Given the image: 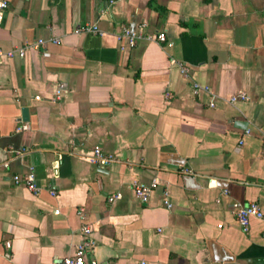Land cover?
Masks as SVG:
<instances>
[{"label":"crops","instance_id":"obj_1","mask_svg":"<svg viewBox=\"0 0 264 264\" xmlns=\"http://www.w3.org/2000/svg\"><path fill=\"white\" fill-rule=\"evenodd\" d=\"M7 1L0 48L45 43L0 61V264L71 255L86 223L100 264H264V221L236 215L264 211V0ZM124 25L168 41L122 49Z\"/></svg>","mask_w":264,"mask_h":264},{"label":"built area","instance_id":"obj_2","mask_svg":"<svg viewBox=\"0 0 264 264\" xmlns=\"http://www.w3.org/2000/svg\"><path fill=\"white\" fill-rule=\"evenodd\" d=\"M8 7H9V3L7 0H0V24H2L4 20L5 12ZM76 31L92 32L98 34L104 33V31L99 27V25L96 22L87 23L83 26H79L76 29ZM118 37L122 41L121 44L122 49H126L127 46L130 47L134 46L139 39H148V40L157 41L159 43H165L168 41V37L165 31H160L156 33H146L143 30V27L139 28L138 30H135V29H131L126 25L122 27V30L118 34ZM52 41L57 42L58 39L55 38L52 39ZM44 43H45L44 39H38L35 43H26L25 45L15 46L8 50H3L0 48V61H2L5 58H12L15 56L24 57L27 53L28 48L38 47L39 45H44ZM180 66L182 71L187 75L189 71V67L184 63H180ZM201 87H204L206 90H209L208 86H202L199 85L198 83H195V91H198V89ZM60 93L61 90L59 89L57 91L56 98L59 97ZM37 98H40V96H37ZM247 99H249V95L246 92L241 91L233 95L230 98V101L236 102L238 100H247ZM213 104L214 103L212 102L211 105ZM26 127L27 125L24 124L21 125L18 129L22 130ZM9 151H15V149L13 147H10ZM262 155L264 156V151ZM114 158L115 155L105 152L101 146H95L93 150L89 152V154L87 155V159L92 163H96V164H107L110 163ZM184 170L189 171V169L187 168ZM13 181L15 184H21V183L25 184L31 191H33L34 194H38L41 190V185L37 181L33 167H30V169L24 174H20V173L14 174ZM157 183H158L157 179H153L149 183L138 180L133 182L132 189L136 197L140 201L147 202L151 196L153 188L157 185ZM50 192L52 195L57 194V190L54 188H51ZM120 197H121L120 193H114L108 197V200L113 202ZM166 204L168 207L171 206V202L169 200H166ZM55 212L58 213L59 211L56 210ZM79 215L82 216L83 218L85 217L83 207L79 209ZM236 215L245 231L249 230L250 220L252 217H256L264 221V211L261 209L260 205L256 202L240 204L237 207ZM82 233H83V239L77 245L73 254L64 257H54L53 261L50 264H100L90 254V251H92L96 245V241L92 236L91 225L87 223L84 224L82 226Z\"/></svg>","mask_w":264,"mask_h":264},{"label":"water","instance_id":"obj_3","mask_svg":"<svg viewBox=\"0 0 264 264\" xmlns=\"http://www.w3.org/2000/svg\"><path fill=\"white\" fill-rule=\"evenodd\" d=\"M28 116H29L28 108L24 107L23 108V119L27 120Z\"/></svg>","mask_w":264,"mask_h":264}]
</instances>
